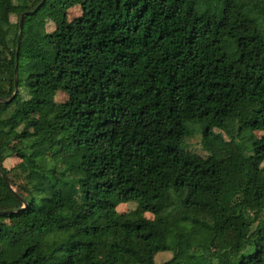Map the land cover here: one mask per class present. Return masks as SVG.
<instances>
[{
  "label": "trees",
  "instance_id": "trees-1",
  "mask_svg": "<svg viewBox=\"0 0 264 264\" xmlns=\"http://www.w3.org/2000/svg\"><path fill=\"white\" fill-rule=\"evenodd\" d=\"M41 1L0 0V264H264V0H43L10 20Z\"/></svg>",
  "mask_w": 264,
  "mask_h": 264
},
{
  "label": "rangeland",
  "instance_id": "rangeland-1",
  "mask_svg": "<svg viewBox=\"0 0 264 264\" xmlns=\"http://www.w3.org/2000/svg\"><path fill=\"white\" fill-rule=\"evenodd\" d=\"M83 1H87V0H83ZM81 7L80 5H74L71 6L68 10H67V17L68 20H71L74 17H77L81 14ZM19 17L15 14L10 16V20L13 23H16L18 21ZM54 28V23H52L50 20H48L46 22V30L47 31H51ZM236 29L237 31L242 34H250L252 29H253V25L248 23V22H238L236 24ZM232 57H235V54L232 55ZM23 93V92H22ZM67 95L66 93H64L63 91H58L54 97L55 101L57 102H61L64 101L66 99ZM28 116L30 118H35L37 117V113L35 111H30L28 113ZM160 129L166 131L168 134L175 136L178 135L180 127L173 121H166L164 123H162L160 126ZM195 132L190 135L189 137H187L185 139V146L188 150L196 152L198 154L201 155H206L205 151L202 149L201 146V135L198 132V127L194 126ZM20 159L12 154L11 156L7 157L4 161H3V167L6 170H10L12 169L15 165H17L19 163ZM260 160H254L253 163H258ZM262 165H264V160L262 161ZM228 167L230 169V171L233 174H237L236 170H237V166L233 165L232 163L228 164ZM238 176V175H236ZM136 208V202L134 201H129L126 203H120L116 206V210L118 212H128V211H132ZM200 213H206L208 212V210L205 207H202L199 209ZM144 215L148 218H151L152 215L150 213H144ZM103 253L98 252L97 253V257L100 258L102 257ZM171 257V253L169 251H164V252H158L155 256H154V264H161L162 262H164L165 260L169 259Z\"/></svg>",
  "mask_w": 264,
  "mask_h": 264
},
{
  "label": "water",
  "instance_id": "water-1",
  "mask_svg": "<svg viewBox=\"0 0 264 264\" xmlns=\"http://www.w3.org/2000/svg\"><path fill=\"white\" fill-rule=\"evenodd\" d=\"M43 3V0L33 9V10H30V11H25V12H23L21 15H20V18H19V29L21 30V28H22V23H23V19H24V17L25 16H27V15H32V14H34L35 12H36V10L39 8V6L41 5ZM20 34V33H19ZM19 34H18V37H17V43H16V50H18V48H19V41H20V38H19ZM14 85H15V90H14V92H13V96L16 94V91H17V82H16V78L14 79ZM12 96V97H13ZM11 99V98H10ZM2 177H3V180H4V182L8 185V186H10L9 185V183H8V181H7V179H6V177L4 176V175H2Z\"/></svg>",
  "mask_w": 264,
  "mask_h": 264
}]
</instances>
